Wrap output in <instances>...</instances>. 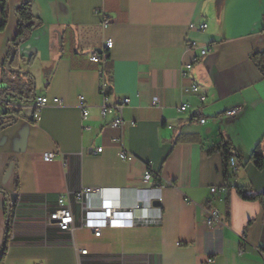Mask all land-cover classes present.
I'll return each instance as SVG.
<instances>
[{
    "label": "crops",
    "instance_id": "crops-1",
    "mask_svg": "<svg viewBox=\"0 0 264 264\" xmlns=\"http://www.w3.org/2000/svg\"><path fill=\"white\" fill-rule=\"evenodd\" d=\"M24 1L0 0V24L7 15L0 101L12 90L32 98L9 95L15 108L0 105V114L21 111L0 130V252L9 235L3 264H205L209 257V264H264V168L250 160L255 151L264 155V73L250 57L264 50V0H32L40 25L19 45L22 73L15 74L6 61L18 32L15 9ZM203 23L205 29L191 27ZM107 39L113 47L105 64L92 62ZM190 41L209 46V54L188 50ZM192 83L205 100L185 91ZM42 96L49 104L35 115L34 100ZM125 98L123 123L113 127L120 114L102 115V107ZM236 106L241 114L224 116ZM222 139L235 151L237 187L215 197L210 187L234 180L230 168L225 177L222 153L209 152ZM122 149L133 159H121ZM46 153L56 156L47 161ZM148 167L164 184L160 222L140 209L134 224L95 237L81 227L75 204L74 231L46 226L58 197L82 187L104 189L105 196L123 190L128 205L152 194L143 179ZM12 193L18 202L9 220ZM211 206L225 226L208 227Z\"/></svg>",
    "mask_w": 264,
    "mask_h": 264
},
{
    "label": "built area",
    "instance_id": "built-area-1",
    "mask_svg": "<svg viewBox=\"0 0 264 264\" xmlns=\"http://www.w3.org/2000/svg\"><path fill=\"white\" fill-rule=\"evenodd\" d=\"M103 26L107 27L111 24V21L104 19ZM194 29H205L207 27L206 23L196 26L195 24L191 25ZM113 47V40L107 39L105 41L104 47L101 51L95 52L90 57V60L94 63L104 65L107 60V52ZM188 50H199L201 55L209 54L211 48L209 46H199L196 42L190 41L186 45ZM193 66V61L187 62L183 65L182 75L188 77ZM100 76L103 79L102 83V92L104 93L107 87L105 81V69L102 67L100 71ZM186 92H192L200 94L201 99L205 100V96L200 93V89L197 84L192 83L185 88ZM129 98H125L120 104L114 107H102V115H107L114 112L115 110L120 114L112 122L113 127H119L122 125L123 120L121 117V111L124 105L129 103ZM54 102L61 104V99L55 98ZM81 104L84 103V97H80ZM49 104V99L47 97H37L34 100L35 111L37 113L45 106ZM188 108L187 104H182L180 110H185ZM243 111L242 106H236L227 110L224 113L226 117H236ZM89 115V110L86 107H82V116L83 119H86ZM201 122H205V119H201ZM117 141V139H116ZM98 153L103 151V148L97 149ZM55 153H46L44 154V159L47 161L53 160L55 158ZM120 158L123 160H132L133 155L128 154L125 149H122L119 154ZM230 163V172L234 180L226 182L222 185L210 187L211 193L215 197H222L227 194L231 189L237 187L235 178L239 170V164L236 157H231L229 160ZM143 179L153 185L152 194L145 197H134V203L128 205L125 203L124 199L126 198L125 192L119 190L115 196H105L104 189L93 188V187H82L80 190L74 192H67L62 194L57 199V207L50 211L45 218L46 226H56L63 231H74L77 228L76 225V209L75 204L79 207L82 215L81 227L91 230L95 237H101L102 232L106 228H120L126 225L134 224V214L136 210L144 212V218L151 219L152 221L160 222L162 219V210H161V201H162V188L164 186L159 174L154 171L152 168L148 167L144 172ZM100 195L96 199L95 195ZM187 201L190 199L186 198ZM18 202V201H17ZM158 203L159 205H156ZM15 205L8 200V207ZM150 220V221H151ZM206 224L208 227H223L225 222L222 219L220 211L215 207H209L206 209ZM79 254H87V249L78 248ZM213 261L209 257L205 264H209Z\"/></svg>",
    "mask_w": 264,
    "mask_h": 264
},
{
    "label": "trees",
    "instance_id": "trees-1",
    "mask_svg": "<svg viewBox=\"0 0 264 264\" xmlns=\"http://www.w3.org/2000/svg\"><path fill=\"white\" fill-rule=\"evenodd\" d=\"M2 1L3 3L6 2V0H2ZM15 12H16V16L19 21L18 32L15 38L13 39V41L10 43V49H9L6 65H7V69L9 72L20 74L22 73V70L20 67L18 47L21 43L26 41L31 36L34 29H36L40 25V21L36 19V17L32 13V0H25L24 2L17 5ZM6 21H7V15L4 12L3 21L0 24V29L4 28ZM250 57L252 61L258 66V68L264 73V50L263 51H260V50L253 51L250 54ZM12 92L18 94L17 92L13 90ZM7 93L8 91H6V94ZM18 95L20 96V98H23L21 93ZM23 99L28 102L32 100V98H23ZM36 114H37V111H35V115ZM20 116H21V111L19 110L5 112V113L0 114V130L9 126L13 122H15L14 119L15 118L18 119ZM32 122H35V120H32ZM215 151H219L222 153L223 160H224V167H225L224 174H225V177L228 178L229 177V167H230L229 160L231 157L233 156L235 157V153H234L235 151L232 146V143L229 140L222 139V141L219 144H217L215 147L210 149L209 152H215ZM250 160L254 163V165L258 169L264 168V155L261 153V151L259 150L255 151L252 154ZM263 201H264V198H263ZM11 212H12V209L11 207H9L8 208L9 220L12 219L13 212L12 213ZM8 238H9V235L6 238V244L4 245V247L2 248L0 252V264H3L4 258L6 256Z\"/></svg>",
    "mask_w": 264,
    "mask_h": 264
},
{
    "label": "water",
    "instance_id": "water-1",
    "mask_svg": "<svg viewBox=\"0 0 264 264\" xmlns=\"http://www.w3.org/2000/svg\"><path fill=\"white\" fill-rule=\"evenodd\" d=\"M9 95L14 96V97H17V98H20V96L18 94L14 93L12 91H9L7 94H5V96L0 101V105L3 104L5 106H7V107H13V108H15L16 105L13 102L7 100V97ZM14 120L16 121L17 118H15ZM8 200L11 201L12 204H16L17 201H18V194L17 193H12L9 196ZM155 204L157 205L158 203H155ZM9 207H10V205H9Z\"/></svg>",
    "mask_w": 264,
    "mask_h": 264
}]
</instances>
